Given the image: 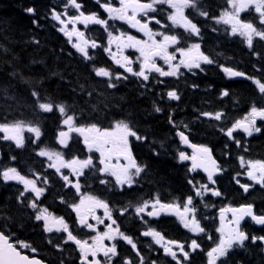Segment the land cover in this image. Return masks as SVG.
<instances>
[{
  "label": "flooded vegetation",
  "instance_id": "af4514ba",
  "mask_svg": "<svg viewBox=\"0 0 264 264\" xmlns=\"http://www.w3.org/2000/svg\"><path fill=\"white\" fill-rule=\"evenodd\" d=\"M257 1L262 0H244L243 3L248 5ZM65 2L66 4L58 8L54 18L55 24L65 36L66 47L63 50L70 51L68 55L72 57L78 56L88 60H93L97 53L101 54L111 69V73L106 75L110 81L132 88L143 100L153 99L170 108L179 107L183 103L177 101L178 91L172 83L175 76L185 79L188 76L194 77L199 72L204 75L215 72L198 69L205 63L206 53L199 47L198 37H194L195 41L191 36L195 34V29L185 15L189 11L188 0ZM145 3H151L148 10L142 8ZM171 5L173 6L170 7ZM84 16L94 19L97 24L81 26L78 20ZM175 16L177 20L174 25ZM229 23L228 20L227 25ZM139 29L146 30V33L141 34ZM190 88L185 86L184 91L189 92ZM249 116V151L256 156L257 148L264 141V137L262 140L255 137L260 135L256 133L262 130L261 123H264V120L255 114ZM168 126L171 131L168 139L172 141V149L175 152L160 148V144L156 146L153 142L151 144L157 147L152 149L153 154L169 153L173 161L175 156L181 157L182 165L188 170L189 159L193 153L183 146L181 135L196 145L210 146L206 138L198 135L200 129L204 131L206 126L197 129L191 126V122L176 117L169 118ZM89 133L84 142L81 138H78L76 143L64 140L60 155L57 154L49 161L46 152L37 149L38 146L16 148L17 145H22L24 140L17 142L18 139L9 136V128L0 126V233L6 231L1 206L13 202L12 210L26 217L33 233L39 232L34 222L39 219L46 237L57 236L56 245L53 246L42 247L44 244L41 239L42 244H35L42 247L40 249L32 248L29 242L13 241L22 253L29 256H36L38 250H43L51 252L52 264H116V256L122 251L131 250L137 256H148L147 264H184V261L195 253V246L190 249L187 235L193 233L192 225L196 220L191 221L188 215L176 216L171 206L159 201L141 208L139 214H135L133 218L122 217L118 225L125 236L123 242L117 240L119 227L114 220L117 215H112L109 206L110 196L131 187L132 180L141 172L135 164V156L140 155L144 149L138 147L141 138L134 133L127 134L126 148L119 147L113 140L108 142L99 129L93 128ZM212 133L217 136L216 143L222 145L218 153H226L225 155H230L232 148L240 143L241 139L236 137L247 139L244 133L237 129L230 131L226 137L219 136L220 131ZM100 155L104 161L100 159ZM53 161L56 163L51 167L52 170L55 168V181L50 179L48 170L49 162L52 165ZM259 164L261 167L258 172L250 174L247 178L238 175L236 179L245 182H237L245 188L242 198L247 199L257 218L264 219V158ZM97 167L98 179L95 175ZM51 186L56 189L54 195H57L56 203L59 206L56 210L51 209L53 213L47 207L48 195L54 193ZM100 187L104 189H98ZM226 196L238 203L241 200L239 192ZM54 200L55 197L52 198V201ZM91 204L98 205L89 207ZM220 223L227 232L226 243L236 240L244 244L249 238V254L257 260L252 264H261L259 259L263 260L264 264V225L252 220L239 223L227 210L221 213ZM9 225L11 226H8V230L17 231L13 223ZM196 226L194 231L198 234L201 228ZM105 233L113 240L109 241L107 235L104 241ZM237 242L234 247L238 246ZM150 246L153 247L155 255ZM227 247L230 248L229 251L233 249L232 245ZM224 248L225 246L219 249L220 254H226ZM121 263L146 264L143 261L135 263L127 259ZM215 263L219 264L220 260H215Z\"/></svg>",
  "mask_w": 264,
  "mask_h": 264
},
{
  "label": "trees",
  "instance_id": "16d2710c",
  "mask_svg": "<svg viewBox=\"0 0 264 264\" xmlns=\"http://www.w3.org/2000/svg\"><path fill=\"white\" fill-rule=\"evenodd\" d=\"M49 2L0 0L1 115L13 113L20 120L39 117L47 139L54 137L60 124L57 108L61 106L66 107L81 125L109 127L129 120L146 139L145 143L138 145L144 149L138 158L149 170L144 179L148 182L145 197L158 194L163 201L174 203L189 195L186 170L166 153L154 155L152 149L157 147L151 143L166 145L171 134L168 126L171 116L194 120L201 115L221 114L224 118L236 120L251 110L252 105L261 107L263 97L261 100L254 82L264 88V41L254 40L247 44L244 40L230 38L228 32L222 35L211 33L209 29L212 28L206 26L210 22L207 18H216V14L226 7L227 0H202L201 15L207 16L204 25L199 24L203 30L202 46L212 57L213 65L209 67L215 72L207 73L203 81L202 77L193 80L191 84L196 87L186 97L182 95L183 104L179 107H163L159 101L140 99L135 90L123 83L112 88L108 80L96 75V70L101 67L99 62L92 66L71 58L69 51L63 50L65 41L62 35L48 22ZM250 18L254 22V18ZM261 31L264 33V27ZM219 68L226 73L222 75ZM227 74H238L239 77H229L228 80ZM223 92H226L225 97ZM43 103H49L54 110L41 113L39 107ZM198 135L206 138L218 153L222 145L216 143L217 136L208 129H200ZM262 139L261 136L257 140ZM260 144L257 154L264 155V141ZM231 159L232 167L235 157ZM227 183L235 190L230 179ZM13 206V202L1 206L5 229L8 230L9 224L13 223L22 237L32 236L34 244H42L26 217L12 210ZM45 254L51 256L48 251ZM253 261L257 262L247 252L230 256L227 264H252ZM259 262L263 264V260L259 259Z\"/></svg>",
  "mask_w": 264,
  "mask_h": 264
},
{
  "label": "rangeland",
  "instance_id": "374dc122",
  "mask_svg": "<svg viewBox=\"0 0 264 264\" xmlns=\"http://www.w3.org/2000/svg\"><path fill=\"white\" fill-rule=\"evenodd\" d=\"M178 2H184L185 0H175ZM244 0H232L229 4V9L224 13V15L221 18V22L223 24H225L226 22H228V20H230V30L233 34L235 33H240L242 35H244L245 37H247L248 39H251V35L253 34L254 30L253 27L250 24L241 22V17H243L244 14H249L251 11L253 13H260V11L263 8L262 3H258L257 2H250L248 5H246L245 3H243ZM173 5H171L170 7H172ZM185 14V13H184ZM231 17V18H230ZM174 19V25L176 23L177 20V16L173 17ZM262 23H264V20H262ZM193 55V53L191 54V56ZM256 85H258L256 83ZM260 90H262V88H260ZM20 107L19 105L17 106V108ZM45 110L49 111L50 109L47 107H43ZM262 111H256L253 114H260ZM62 117H63V121H62V130H61V134L59 135L61 138H65L66 136L70 135L72 133V129L75 128L74 125V121L71 117H67L66 113L64 112L63 109L60 110L59 112ZM251 118V117H250ZM249 118V119H250ZM249 119L244 120L245 123H250ZM20 124L17 125H13L12 130L9 132V136H16L18 137V133H29V137L34 139V136H36L37 131L34 127H28L27 129L22 127V126H18ZM18 126V127H17ZM257 127V125H255ZM257 129V128H256ZM83 130V129H81ZM87 130V129H85ZM91 131V130H90ZM257 131V130H256ZM255 131V132H256ZM125 133L123 132V128H119L117 130H115V132H113L110 136V138H107L109 141H111L113 139L112 142L116 143L119 147L121 146L122 148L126 146V141H125ZM59 142L61 143V141L59 140ZM100 159L102 161H104V158L102 155H100ZM80 164H82V162H79ZM261 167V165L259 163L257 164H251V163H242L241 164V171H242V176L243 178H247L250 174L256 173L258 172V169ZM95 205L98 204H91L89 205V207H94ZM180 208L182 211H184L186 214L189 215H193L194 211L191 212L189 205L186 206L184 205L183 207H178ZM114 231H116V229L114 228ZM109 236V241H112V237L105 233V238H103L104 241H106V236ZM114 237L116 238V234H114ZM237 241L234 240L233 242L229 243V245L234 246V244ZM237 244H241L240 242H237ZM220 246H225L224 253H227L229 250V247H227L225 245V238L222 239Z\"/></svg>",
  "mask_w": 264,
  "mask_h": 264
},
{
  "label": "water",
  "instance_id": "95a60500",
  "mask_svg": "<svg viewBox=\"0 0 264 264\" xmlns=\"http://www.w3.org/2000/svg\"><path fill=\"white\" fill-rule=\"evenodd\" d=\"M147 6H144L145 9ZM187 142V141H186ZM188 145V148L195 151L197 153V157H205V161H200L198 158L195 160V168L206 172L210 178L216 176L218 173L216 172L217 163L215 162L214 158L209 152L200 151L198 148H194L193 146ZM209 170V171H208ZM247 209H243L240 213L243 216V219L249 218L246 216ZM0 264H42L40 261L37 260H29L24 256L19 255L17 252H14L10 246H6L2 249V253L0 252Z\"/></svg>",
  "mask_w": 264,
  "mask_h": 264
},
{
  "label": "bare ground",
  "instance_id": "6f19581e",
  "mask_svg": "<svg viewBox=\"0 0 264 264\" xmlns=\"http://www.w3.org/2000/svg\"><path fill=\"white\" fill-rule=\"evenodd\" d=\"M252 108H255V106L254 105H252L251 106ZM147 155V154H146ZM236 156V154L235 153H231L230 155H225L224 157L226 158V159H228V160H230L232 157H235ZM235 174V169H234V167H231L227 172H226V177L228 178V177H230V176H232V175H234ZM228 185H227V181H225V183H224V187H227ZM52 187V186H51Z\"/></svg>",
  "mask_w": 264,
  "mask_h": 264
}]
</instances>
